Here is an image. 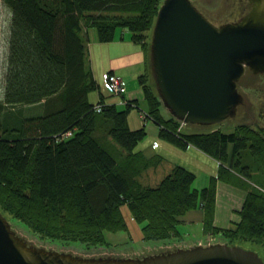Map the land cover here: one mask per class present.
<instances>
[{
  "label": "trees",
  "instance_id": "trees-1",
  "mask_svg": "<svg viewBox=\"0 0 264 264\" xmlns=\"http://www.w3.org/2000/svg\"><path fill=\"white\" fill-rule=\"evenodd\" d=\"M4 2L12 11L0 101L4 216L25 223L41 238L105 246L106 232H131L125 206L145 241L181 238V216L201 208L204 233L221 235L230 245H264V128L237 124L231 131L186 133L180 120L162 114L156 83H149L145 71L138 79L146 118L160 127V138L181 149L195 145L223 163L203 189L195 187L197 174L180 165L158 185L146 186L140 177L152 163L137 148L148 134L144 127L132 129L129 121L130 110L139 104L127 102L123 110L108 104L96 81L87 50L89 28H96L101 43H112L119 30H128L151 65V32L164 0ZM96 91L100 98L93 103L90 94ZM24 105L44 111L25 118L16 108ZM100 130L106 133L98 135ZM110 137L117 143L113 152L102 143ZM229 171L251 184L239 222L218 228L217 182Z\"/></svg>",
  "mask_w": 264,
  "mask_h": 264
},
{
  "label": "water",
  "instance_id": "water-1",
  "mask_svg": "<svg viewBox=\"0 0 264 264\" xmlns=\"http://www.w3.org/2000/svg\"><path fill=\"white\" fill-rule=\"evenodd\" d=\"M246 10L219 27L191 0H164L153 29L152 68L161 99L186 124L225 122L244 101L238 82L246 70L264 73V0H249ZM167 252L94 259L45 250L20 238L0 211V264H264L260 252L226 242Z\"/></svg>",
  "mask_w": 264,
  "mask_h": 264
},
{
  "label": "rangeland",
  "instance_id": "rangeland-1",
  "mask_svg": "<svg viewBox=\"0 0 264 264\" xmlns=\"http://www.w3.org/2000/svg\"><path fill=\"white\" fill-rule=\"evenodd\" d=\"M197 9H199L200 12L204 14V16L213 22L216 26L228 24L230 22H234L235 20L241 19V17L246 16L247 13V5L249 0H191ZM12 21V11L10 7L4 2V0H0V101H2L4 96V86L5 85V74H6V68H7V59L9 55V39L11 36V22ZM123 31V30H119ZM128 31V30H127ZM120 34V32H119ZM153 31L151 32V40H152ZM98 38V33L96 28H89L88 33V51H89V61L91 66L93 67L94 73L96 75V78L98 79V82L100 80V72L95 70L93 59L95 63L99 66H102L104 63H102L103 55H101V51L108 52V53H124V52H134L138 49L139 45H136L135 42H133L128 37L125 38L124 41H120L121 43L115 45H105L104 49H101L104 44L107 43H101ZM151 52H152V45ZM141 51L142 47H141ZM144 53V52H143ZM152 54V53H151ZM105 56V55H104ZM103 56V57H104ZM148 57L145 59L144 54V61H143V68L141 67L142 64H140L137 67V69L142 68L141 73L134 72L131 74L133 83H139V76L143 75L146 71L148 74V81L150 84H153L155 81V76L153 72V66L152 62L151 65L148 61ZM148 61V63L146 62ZM152 60V59H151ZM147 63V64H146ZM152 66V67H151ZM135 68H132V70H136ZM148 68V69H147ZM139 73V74H138ZM97 81V80H96ZM157 86V84H156ZM156 89V88H154ZM159 88H157L158 91ZM238 90L241 93V95L244 98V101L240 104L238 107L236 113L234 116L228 118L225 120V122L221 123H214V124H182L184 127V132L186 133H204V132H211L215 129H222L225 131H231L237 124H248L250 126H253L255 128L262 127L264 128V73H254L247 69L244 77L238 82ZM101 91L103 94L107 97V101L111 98L114 100V95L109 91L108 88L103 86L101 84ZM159 93V91H158ZM160 95V94H159ZM118 97V96H115ZM161 99V96H160ZM90 100L93 103H97L98 100V91L93 92L90 94ZM162 100V99H161ZM147 102L146 100L141 103L139 108H135L132 110L131 114L129 113V120H130V126L133 129L140 128V122L142 123L143 127L146 125L147 122H152V120L147 119L146 113H147ZM12 108V107H10ZM18 111L23 112V116L25 118H29L31 116L38 115L40 111H44V109H39L38 105H24L21 107H16ZM141 112V113H140ZM161 112L166 117H175L173 113L170 111V109L166 106L164 101L162 100L161 105ZM176 118V117H175ZM178 119V118H177ZM179 120V119H178ZM182 122V120H180ZM185 125V126H184ZM106 133L105 131L100 130L98 135H103ZM71 136V135H68ZM150 135H147V138L141 142L137 150H140L141 146L144 145ZM155 138L149 139L151 142ZM147 140V141H146ZM162 145V147L159 150L160 154L165 155L168 158V161L179 164L180 166L185 167L186 169H191L193 171H197L199 175V182H197V185L201 186L204 181L202 180L203 173L202 171H199V168L205 169L204 165L201 163L203 162L202 159L199 157H194L193 155H187V150H182L181 148L169 143L165 142L163 139L156 138ZM103 145L112 150V144H117L114 139L110 137V139L102 141ZM153 143V147L157 148L159 145ZM158 143V142H157ZM168 146V147H167ZM120 148V146L118 145ZM192 164L199 166L193 167L190 166ZM176 166V165H175ZM169 165H163V167H159L154 173H150L146 179H144L145 183L152 184V186L158 185L165 177H167L173 169L171 168L169 170ZM219 165L217 167V174L219 173ZM212 169V168H208ZM209 171V170H208ZM213 171V170H212ZM168 173V174H167ZM161 179V180H160ZM227 184L230 183L232 186L239 190H244L248 193L249 187L251 182L247 179H244L240 174H237L234 171H229L227 173L225 179H220ZM160 181V182H159ZM142 183V182H141ZM158 183V184H157ZM143 184V183H142ZM196 185V184H195ZM5 217L8 219L12 229L16 232V234L22 238L24 241H26L29 245L35 246L37 248H45V250H52L56 252H65L70 253L73 256H81L82 258H107L108 256L112 257H119V258H141L146 257L148 254L150 255H158L162 254L163 252H167L173 249H180L182 248H188L194 244L195 236L196 237H204L202 234L196 233L194 234V229L191 230L190 234L185 235V237L181 238H175L170 239L167 241H145L144 239H141V241H137L133 238L132 233L129 231H120V232H106L105 233V239L109 243L108 245H88L82 242H67V241H57L49 238H41L39 234L32 232L29 227L17 219L11 217V215H5ZM205 235H209L204 233ZM133 235L135 236V232H133ZM212 235V234H211ZM224 239L220 236L208 237L205 239V244L208 243H220ZM144 241V242H143ZM240 243L239 246H243L246 249L252 250L256 252L261 253L262 259H264V245L255 243V242H237ZM209 245V244H208Z\"/></svg>",
  "mask_w": 264,
  "mask_h": 264
},
{
  "label": "crops",
  "instance_id": "crops-1",
  "mask_svg": "<svg viewBox=\"0 0 264 264\" xmlns=\"http://www.w3.org/2000/svg\"><path fill=\"white\" fill-rule=\"evenodd\" d=\"M126 37L131 39V33L127 30H123L122 32L120 31L119 37H117V39L114 42L107 43V44L103 43L104 46L101 49H104L105 45H115V43L119 44L122 41H124ZM100 51H101V53H100L101 55H103V56L105 55L104 57L102 56V58L100 59V60H102V63H104V64L102 66H99L95 63V61L93 59V64H94L95 70L100 72V80L99 81L102 80V75L104 73H106V71H107V72H112L116 75L121 76L123 78V80L126 81V84H127V93L123 97H115L114 96V100L111 98L110 100L107 101V97L101 91L102 94L105 96L107 103L116 105L117 108L120 110L124 109V107L126 106L125 103H127V102H133L134 104L137 103L140 106L141 103L143 101H145L144 100L145 95H144L143 87L137 83H133V80L131 77V74H133L135 71L136 72L140 71V73H141L142 68L144 71V67H143L144 53L141 51L140 45H139L138 49L134 52H124V53H115V54H113L111 52L110 53L105 52V54H104L103 50H100ZM140 64H142V66H141L142 68L137 69ZM135 67H137V68H135ZM132 68H135L136 70H132ZM92 69H93V67H92ZM93 73H94V71H93ZM94 76L96 78L95 73H94ZM96 80L98 81L97 78H96ZM99 84H100V82H99ZM101 84L103 85L102 81H101ZM99 98H100V92H98V100H99ZM134 109H135V107H133L132 110H134ZM132 110H130V111L132 112ZM131 112H130V114H131ZM139 124H140V128H142L141 127L142 123L140 122ZM143 127L145 128L148 136L150 135L149 139H151V138H155V139L152 142L148 139V141L146 140L147 142L141 146L140 151H142V155L144 157V160L149 161L152 164L143 170L142 175L140 177V180L143 183V185L152 186V184L144 182V179H146V177L150 173L151 174L154 173V171H156L159 167H163V165H169V167H167V168H169V170H170L171 168L173 169L175 167V165H179V164H177V163L174 164V163L168 161V158L165 155L159 153V150L162 147V145H165V144H161L158 140H156V138L162 139L159 136L160 131H161L160 127L153 120H152V122L151 121L147 122L146 125H144ZM137 129H139V128H137ZM154 142H158L159 146L157 148L153 147ZM182 150H187V155H193L194 157H197V158L199 157L200 159L203 160V162H201V163L204 165L205 169L199 168V166L194 165L192 163L190 165L193 167L197 166L200 169L199 171H202V173H203L202 180L204 181V183L201 186L197 185V182H199L198 181L199 175L197 174L198 172L189 169V167H188V170L197 174L196 185H195L196 189L197 188L203 189V188L207 187V185L210 183V181H209L210 178L217 176L218 165L220 167L221 164H223V163L217 159H213L206 152L204 153L202 150L197 148L195 145L194 146L188 145L186 147V149H182ZM208 168H212V169H208ZM216 191H217V195H216V201L217 202H216V211H215L216 215H215L214 223H215V226H217L218 228H220V227L221 228H228V227H230V225L233 222H239L240 217L238 215V212L240 211V209L243 206L247 192H245L244 190L243 191L239 190V189L235 188L234 186H232L230 183L227 184L226 182H224L220 179H218ZM122 211L124 212V215L127 219V222H128V225H129V228L131 230L133 238L137 241H141L142 236H143L141 225H139L133 219L132 213L130 212V210L127 206L123 207ZM204 215H205V213L203 212V210L201 208H198V209H193V210L186 212L180 218L181 223L178 225V230L182 234V237H185V235L192 233L193 231L192 232H190V231L193 229H194V234L199 233V234H202L204 236V237H199V238L195 236L196 239L193 242L194 244L188 245L190 247L195 246V245L197 246L199 244H204V245L209 244L210 245V243H211L210 242L208 244H205V239L208 237H213V235H211V234L205 235L204 234V223H203ZM133 232H135V236L133 235Z\"/></svg>",
  "mask_w": 264,
  "mask_h": 264
},
{
  "label": "built area",
  "instance_id": "built-area-1",
  "mask_svg": "<svg viewBox=\"0 0 264 264\" xmlns=\"http://www.w3.org/2000/svg\"><path fill=\"white\" fill-rule=\"evenodd\" d=\"M103 86L109 89L114 96L123 97L127 93L126 81L119 75L112 72H107L102 75ZM101 107L98 106L97 111H101ZM68 133L67 135H71ZM158 145V143H155Z\"/></svg>",
  "mask_w": 264,
  "mask_h": 264
}]
</instances>
